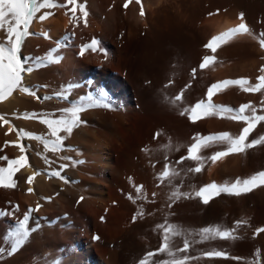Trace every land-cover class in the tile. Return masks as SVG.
Listing matches in <instances>:
<instances>
[{
	"label": "bare ground",
	"instance_id": "1",
	"mask_svg": "<svg viewBox=\"0 0 264 264\" xmlns=\"http://www.w3.org/2000/svg\"><path fill=\"white\" fill-rule=\"evenodd\" d=\"M86 3L87 27L82 20L79 27L70 24L64 9H53L55 15L44 22L34 20L29 29L36 33L46 31L51 39L30 36L22 49L24 55L42 57L66 35L73 34L54 54L62 57L60 63L25 77L29 87L47 86L38 88V96H53V99L37 100L16 91L0 102V114L17 129L48 136L47 126L38 119L16 117L25 112L59 116V110L69 107L70 102L56 99L55 93L67 85L76 86L71 90L70 101L104 93L112 108L97 107L81 113L85 123L65 139L68 150L59 156L67 155L83 163L71 165L51 152L45 153L39 141L27 138L21 141L30 146L26 154L31 167L15 174L16 189H0V210L13 211L19 205L13 217L0 218V247H8V232L27 209L35 208L37 203L42 207L31 216L30 227L36 231L29 242L12 256H0V264H56L57 261L59 264H137L144 253L159 246L161 235L156 226L161 223L175 224L185 231L194 242L190 256L216 249L229 257L244 258L236 261L205 257L190 264H244L245 260L264 264V233L254 235L256 228L264 227V187L240 197L221 194L207 205L195 197L169 199L170 192L177 187L181 192H192L212 182L222 183L264 171V146L247 154L229 155L215 163L205 161L200 173L187 172L189 167L196 166L194 161L175 163L187 154V146L197 134H238L241 130V123L217 116L193 123L189 114L181 115V112L201 100L207 101L209 87L218 81L239 78L255 81L260 67L264 66V50L258 40L249 36L218 48L217 62L207 69L201 70L199 65L205 55H212L205 45L213 36L238 24L240 13L255 33L264 31V0H143L144 17L139 16L135 0L127 10L123 8L125 0H86ZM0 38H4L3 31ZM93 38L101 41L107 57L90 50L83 57L79 55L81 45ZM193 69H196L195 77ZM181 91L182 100L172 103ZM261 98L260 94L244 93L230 86L214 94L212 102L236 108L249 102L258 106ZM6 132L8 125L0 126V156L19 158L22 154L16 147L11 144L3 147L5 141L17 140L15 132L5 135ZM157 132L161 135L154 138ZM260 134H264V123L249 140ZM169 139L172 147L166 150L162 146ZM145 147L148 152L142 151ZM223 147L203 148L200 155L209 156ZM38 152L54 161L52 168L69 164L62 175L73 183L65 184L41 175L31 185L34 193L29 194L26 178L34 170L45 172L49 167ZM165 163L180 173L171 185L157 180ZM6 166L7 161L0 160V167ZM140 185L143 188L138 194L135 188ZM143 195L147 196L146 200L139 198ZM141 210L143 216H137ZM239 220L248 223L236 229L238 239L201 241L199 229L212 226L232 229ZM174 245L182 246V238H174ZM160 258L163 257L154 259Z\"/></svg>",
	"mask_w": 264,
	"mask_h": 264
},
{
	"label": "snow or ice",
	"instance_id": "2",
	"mask_svg": "<svg viewBox=\"0 0 264 264\" xmlns=\"http://www.w3.org/2000/svg\"><path fill=\"white\" fill-rule=\"evenodd\" d=\"M133 3V0H125L123 8L127 10ZM135 3L139 5V16L144 17L146 15L144 10L143 0H135ZM53 9H64L65 15L69 16V23L80 26L81 20L84 27L88 26L89 11L87 9V3L80 2V0H65L60 3L58 0H0V31L4 32V38H0V102H4L9 99L14 92L19 91L22 94H27L34 97L37 100H51L53 96L40 97L37 95L39 87H29L25 84V77L30 75L34 71L47 67L51 64H58L61 62L62 57L54 55L58 53L61 47L65 46V41H69L73 34H68L64 37L63 41L57 43V47L48 51L45 56H31L24 55L22 49L25 45V41L30 36L39 35L44 39H51L48 32L42 31L40 33L30 32L29 29L34 20L44 22L51 16L55 15ZM45 10V11H42ZM81 15H78L77 13ZM39 14V15H38ZM70 14V15H69ZM239 23L233 27L228 28L226 31L220 32L218 35L212 37L210 42L205 45L207 49L211 50L212 55H205L202 63L199 65L200 69H207L211 65L217 62L215 53L218 48L234 41L241 36H249L254 40H258L259 46L264 50V31L255 33L244 20V14L240 13L238 16ZM264 23V21H262ZM101 52L107 57V50L101 47V41L96 38L91 39L90 43L81 45L79 55L83 57L87 51ZM259 75L255 81L249 78L239 79H225L212 84L207 91V101L201 100L191 108H185L181 115L189 114L191 122L195 123L198 119L217 116L220 119H227L242 124L241 130L238 134H232L230 132H221L217 134H210L202 136L197 134L194 136L193 143L187 146V154L182 156L180 160L176 161L177 164H182L184 161L196 162L195 167H189L187 172L200 173L205 167V161H216L223 159L229 155L234 154H247L251 149H255L258 146H264V134L258 135L256 138L249 140L250 135L256 130V128L264 123V66L259 69ZM196 69L192 70V75L195 77ZM236 86L244 93L260 94L262 97L259 105L253 103H243L236 108L225 105H217L212 102L214 94L220 90H224L227 87ZM76 87L75 85H67L60 91L55 93V98L63 101L70 102V106L60 109V114L57 116L55 113H36L25 112L22 116L16 118H23L27 120L38 119L39 122L47 126L49 135H38L32 132L25 131L23 129H17L11 124V121L6 118L4 114H0V126L8 125V135L11 132H15L17 140L5 141L3 147H8L10 144L16 147L22 154L19 158L9 159L7 156H0V160L7 161L6 167H0V189L14 190L17 188L18 181L14 178L15 174L24 167H31L29 164L28 156L26 154L28 147L21 141L25 138L28 140L39 141L43 145L44 152H51L54 155L59 156L61 152L67 151L68 148L65 144V139L70 137L74 129L81 126L84 121L81 119V113L93 109V108H112L111 103L108 101L104 93H100L99 96L81 97L75 101H70L71 90ZM167 87V85H166ZM183 97V91L172 100V103L181 101ZM62 133L64 135H62ZM161 132H157L154 138H158ZM51 137V138H49ZM214 145H223L222 150L213 152L209 156H201L200 152L203 148L211 147ZM164 149H171V140L162 146ZM2 150V149H0ZM142 151L148 152L149 149L145 147ZM44 160V163L48 165V170L42 172L37 169L32 172L30 176L26 178V183L29 185L27 192L29 194L34 193V189L31 185L34 183L38 176L45 175L48 179L57 178L63 181L65 184L73 183L66 176L62 175V172L67 170L70 166L67 163H61L58 168H52L51 165L54 161L50 160L47 155L37 153ZM61 160L69 161L71 165L83 163V161L72 160L70 156H59ZM180 173L172 168L170 164L165 163L163 171L157 176V180L163 184L168 181L169 185L174 178L178 177ZM131 179V178H130ZM264 187V171H258L245 178H236L235 180H225L222 183L212 182L199 188H194L192 192H181L179 188L171 191L169 199L184 198H199V200L207 205L212 199L219 197L221 194H225L233 197H240L247 194L256 188ZM143 185L136 187L135 190L139 194ZM155 196V193H153ZM140 199H147L146 195L139 196ZM43 199L50 201L51 197H44ZM84 197H80V201H83ZM132 200V196H129ZM9 203H11L9 201ZM135 203V200H133ZM41 204L37 203L35 208H29L24 213L22 219L15 221L14 227L8 232V247H0V256L7 254L12 256L21 250L30 240V237L35 228L30 227V219L34 212H39ZM19 211V205H15L13 211L0 210V218L13 217L15 212ZM137 216H143V211H139ZM103 219V217L101 218ZM136 216H133V222H135ZM246 220H239L236 222L235 228H221L220 226L204 227L198 230V234L201 237V241H208L211 239H223V240H235L238 239L236 235V229L247 225ZM157 230L160 231L161 242L155 250L147 251L137 261V264H190L192 260H200L202 258H223L233 259L236 261H242V257H229L224 251H218L212 249L210 251L203 252L199 256H190L189 250L193 241H190L185 235V231L178 225L171 223L158 224ZM264 233V227L256 228L254 235ZM182 238V246L174 245V238ZM99 239V237H94ZM260 250L256 252V256L259 257ZM163 257L160 259H154L156 257ZM56 264H59L57 261ZM244 264H256L254 260H245Z\"/></svg>",
	"mask_w": 264,
	"mask_h": 264
},
{
	"label": "rangeland",
	"instance_id": "3",
	"mask_svg": "<svg viewBox=\"0 0 264 264\" xmlns=\"http://www.w3.org/2000/svg\"><path fill=\"white\" fill-rule=\"evenodd\" d=\"M33 24V23H32Z\"/></svg>",
	"mask_w": 264,
	"mask_h": 264
}]
</instances>
